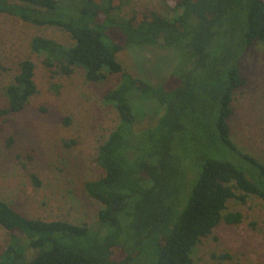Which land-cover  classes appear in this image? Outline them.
<instances>
[{"label": "trees", "instance_id": "1", "mask_svg": "<svg viewBox=\"0 0 264 264\" xmlns=\"http://www.w3.org/2000/svg\"><path fill=\"white\" fill-rule=\"evenodd\" d=\"M126 1L0 0V13L71 34V45L33 36L31 49L46 54L47 67L56 66L65 74L81 67L90 81H101L108 72L121 73L119 85L104 95L121 118L99 148L105 174L85 182L87 193L101 204L98 226L27 217L0 199V224L10 234L0 264H134L150 246H155L152 264H192L193 248L202 238L223 221H242L240 211L226 212L230 199L245 202L253 194L264 201V163L241 151L230 124L234 92L246 84L240 56L247 46L264 42V0H166L177 15L145 9L119 16L117 10ZM159 44L180 54L172 74L176 85L136 77L118 58L127 46ZM35 69L31 58L19 62L15 81L6 87L9 106L0 115L23 110L37 92ZM202 69L212 75L209 92L202 90ZM208 108L214 109V136L257 167L261 177L257 182L230 160L205 157L186 198L181 196L185 161L174 155L173 143L176 132L192 129L193 118L205 115ZM162 109L154 127L134 130L147 112ZM32 178L40 184L36 174ZM230 256L214 254L219 259Z\"/></svg>", "mask_w": 264, "mask_h": 264}, {"label": "rangeland", "instance_id": "2", "mask_svg": "<svg viewBox=\"0 0 264 264\" xmlns=\"http://www.w3.org/2000/svg\"><path fill=\"white\" fill-rule=\"evenodd\" d=\"M145 9L167 16L178 14L166 0H127L116 14L129 17ZM35 35H45L65 45L74 43L71 34L57 26L35 25L0 13V110L9 106L6 87L15 81L22 59L35 62L37 84V92L23 110L0 115V199L27 217L96 227L101 204L87 193L85 182L105 174L98 161L99 148L121 118L116 107L105 103L104 95L119 85L121 73L108 72L105 79L90 81L81 67L74 66L70 74L56 66L49 68L44 63L46 54L31 49ZM118 38L124 43V36ZM118 58L125 70L136 77L153 84L178 83L172 74L179 66L180 54L173 48L131 45L120 51ZM239 62L246 84L234 92L231 136L241 151L264 163V42L247 46ZM198 73L206 79L202 90L211 91L210 71L202 69ZM162 114L163 109L147 112L135 123L134 130L141 133L154 127ZM213 116L214 109L208 108L205 115L193 118L192 129L176 132L173 153L185 161L181 168L183 197L187 198L197 183L205 157L230 160L257 182L261 177L257 167L214 136ZM33 173L39 185L33 181ZM235 211L243 214L242 221H223L202 238L193 248L192 264H264V201L253 194L245 202L230 199L226 212ZM9 239L8 230L0 224V252ZM154 249L150 246L134 264H152ZM220 253L231 256L214 257Z\"/></svg>", "mask_w": 264, "mask_h": 264}]
</instances>
